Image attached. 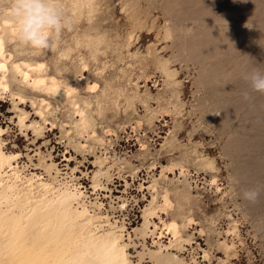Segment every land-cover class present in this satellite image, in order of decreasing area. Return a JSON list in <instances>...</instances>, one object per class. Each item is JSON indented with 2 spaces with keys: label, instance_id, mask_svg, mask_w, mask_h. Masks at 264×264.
I'll return each mask as SVG.
<instances>
[{
  "label": "rangeland",
  "instance_id": "1",
  "mask_svg": "<svg viewBox=\"0 0 264 264\" xmlns=\"http://www.w3.org/2000/svg\"><path fill=\"white\" fill-rule=\"evenodd\" d=\"M138 1L142 17L133 20L122 10L121 0H98L93 21L98 33L105 34V42L97 61L82 46L60 60L55 48L32 50L21 45L16 35L8 40L5 47L12 54L10 60H43L59 86L72 85L78 96L90 101L91 118L88 129L77 133L73 121L78 113H70L61 96L13 82L10 87H22L28 97L17 103L27 113L25 124L36 120L42 130L36 133L31 127L18 125L12 104L17 96L12 100L8 88L0 99L4 149L20 153L17 165H24L21 175L35 172L47 178L38 165L39 152L47 162L56 163L61 173L75 168L74 183L86 194L85 200L94 201L96 197L102 204L100 212L123 223V238L132 242L128 252L134 262L139 259L138 251H143L140 264H151L143 244L156 249V242L167 244L170 237L164 231L159 238L156 233L142 238L133 231L142 222V210L150 198L146 186L153 175L160 178L159 185L169 188L173 203L169 213L160 214L161 218L173 215L178 222L182 214L193 218L186 232H181L191 235V243H184L183 251H170L187 261L190 257L191 264H216L218 258L227 259L229 264H264V94L251 91L244 79L256 68L264 69V0ZM168 22L177 33L174 38L162 36L163 25ZM129 33L133 35L127 45L124 41ZM72 34L71 28L54 39L72 43ZM107 42L110 47H105ZM149 46L160 57L169 58L170 67L177 72L174 84L165 80L158 64H154L157 62L139 63L130 56L148 55ZM79 56L88 59L82 73L77 71ZM129 78L132 83L137 81L138 92L146 96V103L135 100L133 105L125 106L117 87L129 88ZM105 79L113 86L106 89L109 95L103 90ZM86 82L98 85L88 89ZM29 97L49 102L44 120L36 114L37 103L31 105ZM97 100H101L102 113L94 111ZM162 105L163 110L159 109ZM147 107L160 112L150 123L142 120L135 128L136 120L148 112ZM96 138L103 140L102 144ZM99 156L115 164L109 179L101 177L105 188L93 191L91 177L100 168ZM169 160L177 166L170 171L164 169L162 174L160 166ZM132 170H136L133 175ZM160 173L165 175L163 180ZM184 184L191 195L179 207L174 190ZM249 189L260 190L254 203L243 199V192ZM123 201L124 206L119 207ZM233 218L237 233L227 234ZM153 220L157 232L160 221L156 217ZM224 240L232 248L228 256L218 244ZM203 251L207 258L201 257Z\"/></svg>",
  "mask_w": 264,
  "mask_h": 264
},
{
  "label": "bare ground",
  "instance_id": "2",
  "mask_svg": "<svg viewBox=\"0 0 264 264\" xmlns=\"http://www.w3.org/2000/svg\"><path fill=\"white\" fill-rule=\"evenodd\" d=\"M3 1L8 2V0H0V99L4 97V94L10 88L8 96L12 100L14 96H17V100H13L12 104L13 109L16 111L18 125L21 128L31 127L34 132L40 133L42 127L37 126L36 120L31 121L30 124H25L27 113L17 106V103L28 98L22 91L23 88L17 86L16 89H12L10 86L13 82H18L32 89L47 91V93L50 91L52 94L57 93L67 103L70 113H78L77 119L74 118L75 120L73 121L74 128L77 133L83 132L90 126L91 117L88 109L90 101H86L84 98L78 96L80 94H76L74 91L75 87H70L72 85L67 86L63 84V86H59L60 83H57L56 78V80L54 79L55 76L49 75L46 64L42 62L43 60L39 61L31 58L10 60L11 53L7 51L5 46L12 37L14 38L17 30L13 22L3 14L6 7L2 3ZM61 3L71 19L73 34L70 36L72 43H58L54 39L53 48L56 50L57 58L60 60L65 59L73 48L82 46L88 49L91 59L97 61L101 49H104L101 44L105 42V34L98 33L93 21V17L98 10V0H61ZM121 4L122 10L126 13L128 12V16H131L133 20L142 17L139 16L142 7L138 0H121ZM83 21L86 23V26L83 25ZM169 25H171L169 22L163 25V38H170L168 31ZM132 35L133 33H129L127 36L128 40L125 37L126 42L124 41V43L129 45ZM110 46L111 43L109 42L105 44V47ZM151 46L147 47L146 54L148 55L130 53V56L134 57L135 61L139 63L145 62L150 64L148 63L149 60L157 62L154 64H158L161 73L166 78L165 80L168 79L171 84H174L176 82V79H174L177 73L176 69L170 67L169 58L164 59V57H160V55L154 52L156 50H151ZM87 61L88 59L86 57L81 56L77 62V71L81 72L86 66ZM141 66H139L140 69ZM7 69H10L8 76L6 75ZM96 83L87 84L86 82V86L88 89H93L98 85ZM128 83L130 85L129 88L117 87V93L123 98L126 104L125 106L133 105L135 100L146 103V96L138 92L137 81L132 83L129 78ZM108 88L113 89V86L110 81L105 79L103 86L104 93ZM107 93L109 95V92ZM29 99L31 105L37 103L35 112L41 120H44L46 114H48L49 102H45L41 98L40 100L36 99L37 101H34L30 97ZM100 102L101 100H97L94 108V111L96 110L97 113H102L104 110ZM159 109L163 110V105ZM159 109H149L147 107L148 112L136 120L135 128L139 127L140 121L142 122V120L150 123ZM131 129L134 130V127ZM4 131L5 128L0 126V264H140L144 252L137 250L139 259L136 262L131 259L130 253L128 252L129 242L131 240L129 233H126L130 240L129 242L123 238V223H119L118 219L112 218V215L110 216L100 212L99 210L102 204L97 202L96 197L94 201L85 200L86 194L78 190L76 183H74L76 178L73 175V171L75 168H72L70 173L65 171L61 173L56 163L53 161L47 162L44 155L39 152L38 165L46 172L47 178H43L42 175L36 174L35 172L21 175L24 165H17V159L20 153L6 151L4 149V141L1 137ZM96 141L99 144L103 142L100 139ZM106 160V156L97 157L100 168L98 170L96 169L91 177L90 187L93 191L99 187L105 188L102 185L103 183L101 184V177L109 179L112 176L110 169L115 162L109 163ZM167 163L165 166H160L161 173L164 169L170 171L174 166H177V163L173 160H169ZM118 167L121 169L120 166ZM131 173L132 175L135 174L136 170H132ZM164 176H161L162 180ZM159 179L153 175L149 179L146 188L150 198L142 210L141 224L135 227L133 231L142 238H145L146 235H152L154 237L155 233L157 234V238H159L164 231L169 234L170 237L167 244H161L162 242L160 241L156 242V240H152L158 244V246L156 245V249H150L143 244V249L146 248V253L152 261L151 264H191L192 261L188 262L190 257L187 261L184 257L179 256L178 253L172 252L169 249L175 248L180 251L182 249L183 251L184 243H191V235L187 233L182 235L181 232H186L185 229L192 224L193 218L189 214H182L179 222L173 215L165 219L161 218L162 216L160 214L162 212L167 213L173 203L169 196V188L159 185ZM210 182H213V179ZM186 184L188 185L187 180ZM186 184L180 189H173L179 207L185 201H189L191 195ZM124 204L125 202L123 201L119 207H123ZM89 207H92L91 213L89 212ZM154 217L160 221V230L157 232V225L153 220ZM228 224L230 226L226 230V233H237V223L235 224L234 218ZM153 242L152 244L155 245ZM218 244L227 256L232 252L231 245H227L225 240ZM201 257L207 258V252L203 251ZM228 262L227 259L218 258L216 264H229Z\"/></svg>",
  "mask_w": 264,
  "mask_h": 264
},
{
  "label": "clouds",
  "instance_id": "3",
  "mask_svg": "<svg viewBox=\"0 0 264 264\" xmlns=\"http://www.w3.org/2000/svg\"><path fill=\"white\" fill-rule=\"evenodd\" d=\"M3 14L13 22L19 43L40 51H51L54 37L72 27L71 19L61 0H8ZM246 27H249L248 24ZM168 31L170 38L177 34L171 25ZM244 79L251 91L264 94V69L256 68L247 73ZM259 196L258 189L243 192V199L248 202L254 203Z\"/></svg>",
  "mask_w": 264,
  "mask_h": 264
}]
</instances>
